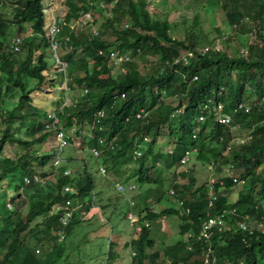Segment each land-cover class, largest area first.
<instances>
[{
    "label": "trees",
    "instance_id": "1",
    "mask_svg": "<svg viewBox=\"0 0 264 264\" xmlns=\"http://www.w3.org/2000/svg\"><path fill=\"white\" fill-rule=\"evenodd\" d=\"M4 1L0 0V7L6 5ZM208 1L217 2L234 30L247 35L244 53L238 49L228 53L216 45L199 51L197 35L187 32L182 38L172 36L170 21L166 17H154L147 8L148 0H64L67 20L93 8L99 9L103 16L96 25L93 15L91 24L96 28L95 34L88 23H80L77 28L61 24L65 30H61L55 39L59 57L67 62L63 69L55 61L53 48L49 46L47 28L51 20L46 15L49 11L43 0H11V17H6L0 8V181L10 178L14 186L10 194L13 208L11 202L0 200V264H68L71 254L66 248L70 239L78 230L83 232L86 226L95 224L101 231L91 228L84 231L80 242L77 238L73 241L78 257L72 264H88L87 258L94 260L90 264H114L116 259L117 251L110 238L114 218L110 212H104L109 201L102 197V187L96 185L87 165L82 164L74 173L62 171L43 183L39 180L45 174L40 170L45 171V165L56 154L60 156L59 162L72 160L70 156L62 155L68 140L60 148L57 144V148L51 147L45 153L32 149L33 144L43 143L51 133L56 137L58 129L46 127L48 112L52 111L60 118L61 130L67 132V128L76 125L75 132L82 136L84 150L99 148L98 155L92 154L97 158L101 156L106 165L101 164L106 170H110L113 161L111 154L107 157L104 146L110 152L128 150L134 154L135 142L139 143L137 148L141 154L133 156L138 162L134 172L136 180L126 182L127 185L120 182L125 190L118 189L122 198L124 195L129 202L126 213L134 206L131 192L138 184L149 181L159 188L162 185L158 183L160 176L154 175H158L161 168L155 165L157 155L153 146L164 131L163 126L166 125V134L174 142V161H179L183 152L190 149V161L197 156L202 161L212 159L215 163V173L220 174L213 184L214 195L209 194L206 183L194 186L195 178L188 175L187 182H171L174 189L180 186L186 189V192L182 191L183 205L174 200L157 209L155 203L163 196L159 193L157 200L136 210L141 222L133 224L135 230L128 243L133 251L130 264H165L158 256L159 249L169 264H264V230L255 229L254 225L248 232L237 226V221L246 214L264 224V175L256 171L263 161L264 151V0ZM28 25L33 29L31 35L25 32ZM14 27L21 34L20 48L16 51L9 45ZM8 28L10 31L6 36ZM121 40L126 42L122 50L124 55L136 54L139 50L155 53L158 59L154 70L146 74L132 71L128 68L133 64L130 56L119 63H110V53ZM187 51H191L187 60L173 61ZM112 64L127 68L113 74ZM52 70L56 76L52 75ZM55 77H58L56 82ZM46 86L50 92L54 87L58 90L52 100L55 105L52 109L32 104L31 92L45 91ZM71 87L86 91L77 102L64 103ZM121 93H124L123 97ZM251 95L256 96L255 101L249 100ZM170 97H176L177 102H168ZM209 99L222 100L225 104L223 112L232 113L233 123L241 121L240 124L249 129L243 143L225 150L231 131L229 126L215 120L212 109H203ZM246 101H250V105ZM239 102L248 109L243 107L233 112V106ZM161 104L164 108L156 109ZM140 108L149 113L137 119L134 114ZM199 115H203V119H199ZM66 138H69L67 134ZM8 142L21 148L17 157L3 155ZM225 164L242 167L237 176L243 182L233 201L229 200L226 190L236 182L233 176L221 174ZM188 169L181 175L185 176ZM35 175H40L39 179H35ZM105 176L107 183L117 186L113 172ZM66 184L72 185L74 191H65ZM40 185L47 190V202L41 203L38 209L27 210L23 216L20 210L30 196L27 187L34 186V190H39ZM174 189H171L172 193ZM144 195V199H148V191ZM68 197H86V200L73 209L72 215L63 223L60 219L63 210L52 211V208ZM223 208L235 209L226 214V220L230 222L228 227L212 226L210 239L204 242L203 237H198L203 221L208 214L215 215ZM162 215H169L171 223H178V240L163 242V238L153 233V226ZM35 217L39 219L31 226ZM33 228L37 247L25 236ZM92 232H96L95 238L86 240ZM208 242L212 249L210 258L215 261L204 262L201 247ZM85 247L89 251L83 261L80 254Z\"/></svg>",
    "mask_w": 264,
    "mask_h": 264
},
{
    "label": "rangeland",
    "instance_id": "2",
    "mask_svg": "<svg viewBox=\"0 0 264 264\" xmlns=\"http://www.w3.org/2000/svg\"><path fill=\"white\" fill-rule=\"evenodd\" d=\"M6 5L1 6V10L3 11L4 15L6 17H11V10L13 8V4L11 0H5L4 1ZM43 2L46 4L47 10L49 11L48 14H46L53 22V18L55 16L56 20H60V24H69L71 28H77L80 23H77L78 20H81V15L80 17L76 18H71L70 20H67L66 18V6L64 4V0H43ZM51 8V9H49ZM148 10L154 17H166L170 23H171V29H170V34L174 37H179L182 38L186 35L187 32H192L195 35H197L198 39L200 40L198 46V49L201 50L205 46H218L219 48H222L226 50L228 53H231L232 51L238 49L242 50L244 49V42L247 38V35L245 33L239 32L234 30V28L230 25L228 21V16L222 9L220 8V5L216 3H211L208 0H148ZM92 14L96 16V25L99 24L101 21V16L102 13L99 11L97 8H93ZM59 15V17H58ZM46 16V17H47ZM84 17V16H83ZM198 18V21L195 20V18ZM47 20V19H46ZM50 22V23H51ZM49 23V24H50ZM31 26H27L25 32L29 35L33 33V29ZM49 28V25H48ZM47 28V29H48ZM8 28L6 32V36L9 34ZM65 30V27H61L60 25V31L58 34H60L62 31ZM220 32V34H219ZM18 35H17V34ZM13 35L16 34V37L20 38L19 35L20 32L18 31L17 27H14L12 33ZM50 46V45H49ZM116 49L121 51L126 47V42L121 40L118 41L116 45ZM20 45L18 46L17 50H19ZM49 48V47H48ZM13 51H16L13 49ZM49 49H47V55L50 56ZM127 52H129L127 48ZM241 52H245L242 50ZM130 56V66L128 68L132 69L134 72H138L140 74H146L150 71L154 70L155 64L157 62V55L155 53H150V52H143L140 51L136 54H129ZM49 58V57H48ZM49 61H52L50 58ZM114 62V59H110V63ZM112 71L113 74L125 70L127 67L124 66H115L112 64ZM52 75L56 73L54 70H52ZM58 77L54 78V82H56ZM49 87V86H48ZM47 86L44 88L46 89L45 91H32L31 96H32V104L36 105L38 107H45L48 109L54 108L55 105H52V100H55L56 94L58 93L57 88L54 87V89L50 92L48 91ZM67 89V88H66ZM69 90V89H68ZM247 91H250V88L247 87ZM85 92L84 88L80 87H75V88H70L68 91V98L70 97V101H75L77 102ZM256 96L251 95V98L249 99L250 101H255ZM66 100V99H65ZM264 100V98L262 99ZM67 101V100H66ZM68 101L67 103H70ZM168 102H172L173 104L177 102L176 97H170L167 98ZM250 101H246L247 105H250ZM65 103V101H64ZM216 103L215 100H210L209 99V106L207 107L208 109H212L214 107L213 105ZM164 108V105H158L156 109L162 110ZM206 108V109H207ZM204 109V107H203ZM200 116V115H199ZM241 121L235 120L233 123H230L229 128L231 131V138L229 143L234 147L237 146L239 143H243L245 139L247 138L249 134V129L243 124H240ZM67 136L69 137L67 148L64 149L65 151L63 152V156L67 155L70 156L72 160L68 162H62V160L59 162V159L57 161V158H52L50 162H48L45 165V171L40 170L41 172L45 173L40 177L41 180H46L49 181L53 177H56L58 173H61L62 171L67 170L74 172H77L81 167L82 164H86L88 169L93 173L94 179L96 181L97 186L102 187V197L104 198L105 201H109V204L104 208V212L106 213H111L113 216V231L110 233V238L114 242L115 247L114 249L117 250L118 253L121 254V258H116L115 259V264H127L131 255V248L129 240L131 236L134 233V223H139V214L136 213L137 209H140V206H146L147 204L150 205L152 202L157 200V196L159 193H163V195H166V198L162 196L163 201L161 202L160 200L155 203V208H160L164 204L165 205H170V202L168 201L171 197L175 200L176 197H181L183 192H186V189H181V186L178 187L177 189H174L173 186L171 185L172 181H179V183L187 182L188 180V175H191L195 178V183L194 186H198L200 184H205L209 188L211 185V177L217 179L219 177L220 173H215V169L213 166L215 163H213L212 159H209L207 162L202 161L199 159L197 156H194L192 158V161L187 162H181V157L183 154H185V151L183 154L180 156L179 161L176 160L174 161L175 157L173 156V149H174V142H171V138L166 134L167 127L166 125L163 126V132L158 136V139L156 143L153 146V151L157 155V157L154 158L157 163L155 165L160 166L161 170L160 172L155 174L158 179V183L161 182V186L159 188V185H156L154 182V185L152 182L145 181L142 184H138L137 190H133V197L131 198L133 201V211L131 210L130 213L132 216L127 217V213L125 210L128 208V203L127 200L125 199V196L123 195V198L121 196V192H119L118 188L115 187L113 183H107L106 182V176L100 171L99 169V164L105 162L99 156L98 158L95 157L92 152L89 150H84L83 149V141H82V136L80 134H75L74 131H72V126L67 128ZM84 133V132H83ZM24 134H28L27 131H24ZM35 134H38L36 132ZM87 134V133H86ZM87 136V135H86ZM51 147L57 148V143H56V137L53 133L50 134V136L47 138L46 141L43 143H35L32 145V149L38 150L41 153L47 152ZM231 149V148H230ZM229 149V150H230ZM21 152V148L16 144V143H5L4 147V153L3 155L11 156V157H17L18 154ZM107 152V153H106ZM107 157L110 155L111 160L113 161V166L111 172L115 173V176L119 179L121 183H125L131 181L132 179L136 180L134 174L136 167L138 166V162L135 161L133 156H136V152L132 154V151H124L122 153H115V152H110L108 149L106 150ZM131 156V158L129 157ZM69 160V158L67 159ZM262 163L257 166L256 171L260 172L262 175H264V151H263V158H262ZM153 162V160H150ZM170 162V163H169ZM54 163V164H53ZM53 164V166H51ZM106 165V164H105ZM212 166V167H209ZM228 167V169H227ZM54 168H56L54 170ZM189 168V169H188ZM185 170L186 175L184 176L181 175V172ZM44 170V169H43ZM57 173H53L54 171ZM191 170V171H190ZM242 171V167L239 165H224L222 168L221 174L225 175H230V176H235L239 175V173ZM39 172V171H38ZM180 172V173H179ZM187 172H189L187 174ZM53 174V175H52ZM133 180V181H134ZM116 181V179L114 180ZM112 182V181H111ZM135 182V181H134ZM43 183V182H42ZM119 183V182H118ZM214 183V182H213ZM136 184V182H135ZM151 186L153 189L151 192ZM27 187V186H25ZM24 187V188H25ZM241 187V183H236L233 186H231L229 189L226 191L229 193V200L233 201L236 198L237 192ZM171 189H174L175 192L172 193ZM14 186H13V181L10 178H5L0 181V200L4 199L6 202H11V208H13V203L10 199V194L13 192ZM213 190V189H211ZM148 191V199H144V194ZM27 192H30V196L27 198L26 204L21 208L20 212L24 216L25 213H27V210L31 209H38L41 203H46L48 198H47V190L41 185L39 190H34V186L32 187H27ZM131 191H129L130 193ZM151 192V195H150ZM5 193V195H3ZM127 193V194H129ZM172 193V194H171ZM107 200L106 198H108ZM98 197V196H96ZM97 200V199H95ZM103 200V201H104ZM183 200V199H182ZM96 205L98 202H95ZM143 208V207H142ZM100 213V211H97ZM103 212V214H105ZM126 213V215L124 214ZM171 216L169 215H162L159 220L155 223L153 226V233L159 235V238H163V242L170 241V240H175L179 239L180 235L178 234V223L175 221L171 223ZM39 217H35L33 221L31 222V226L34 224L36 220H38ZM255 220H251L250 224L251 226L255 225ZM230 222L226 220L225 225H228ZM96 224L93 226H86V230L83 229V232L81 230H78L77 235H74L75 237H72L70 239L69 247L66 248V252H69L71 254L70 260L71 262L68 264H72L74 260L77 259L78 255L74 252V240H78L80 242L82 234L84 231H87L89 229H97ZM95 227V228H94ZM79 229V228H78ZM96 231H101V229H97ZM106 231V230H105ZM36 230L33 228L32 230H29L27 234H25L27 241L37 247L36 245ZM103 232V231H102ZM177 233V234H176ZM95 233H89L85 238L86 240H92L95 238ZM53 241V240H52ZM159 244L162 243L159 242ZM90 247L92 245H89ZM39 247V246H38ZM89 251L86 247L85 250L82 251L80 254L82 258L85 261L87 256L85 253ZM130 251V252H129ZM129 252V253H128ZM158 256L163 259V263L169 264L168 261H166V257L162 251V249H159ZM97 259V257L95 256ZM87 260L88 264L92 263L94 260L93 259H88ZM193 264V263H192Z\"/></svg>",
    "mask_w": 264,
    "mask_h": 264
},
{
    "label": "built area",
    "instance_id": "3",
    "mask_svg": "<svg viewBox=\"0 0 264 264\" xmlns=\"http://www.w3.org/2000/svg\"><path fill=\"white\" fill-rule=\"evenodd\" d=\"M49 9H51V8H49ZM82 15L84 17L81 16V20H78L77 23H88L89 25H91L92 32L94 34L97 33L96 28L91 24V22L93 21L92 11L91 10H87ZM58 17H59V15H58ZM52 21L53 22H51L49 24V28H48V33L50 34V47L53 48V55H54L55 61L60 64L61 68L65 69V66H66L67 62L64 61L63 59H61L59 57L57 51H56V49H57V41H56L55 38H56V36H58V33L60 31V25H61L60 24V20H59V18H58V20H56V18L54 16ZM30 29H31V27H30ZM20 40L21 39L16 37V35H12L10 37V42H9L10 47H12V49H14V50H17L18 46L20 45ZM208 48H209V46H205L201 50H199L198 48L197 49L199 51H206ZM110 55H111V58H113L114 62H116V63L121 62L123 59H128L129 58V56L127 54L124 55V53H122V50L119 51L117 49L111 51ZM189 55H191V51H187L185 54L174 58L173 61L177 62L180 59L187 60ZM194 78H196V76H194ZM85 91H86V89H85ZM120 96L123 97L124 93H121ZM66 100H65V103L70 101L71 98L70 97L68 98V96H67ZM208 106H209V101L207 103H204V105H203L204 109H206ZM213 106L214 107H212V108H213V114H214L215 120L218 121L219 123H223L224 125L229 126L230 123L233 120V117H232V113L231 112H223L224 111V107H225L224 102L222 100H217L216 103ZM243 107H244V109H248L247 105H244L242 102H239L235 106H233L232 111L235 112L239 108H243ZM61 108H62V105H61ZM148 113H149V111L147 109L140 108V109H138L135 112L134 117L137 118V119L144 118L146 115H148ZM99 114L102 115L103 112L99 111ZM48 116H49V118H48V122L46 124V127H48V128L53 127V128L58 129L57 132H56V137H57V140H58L57 144H58V146L60 148L61 146H63L64 144L67 143L66 133H65L64 130H61L59 128L60 118H59V116L57 115V113L55 111L48 112ZM203 117H204L203 115H200L199 119H203ZM71 126H72V131L75 132L76 125L73 124ZM75 134H76V132H75ZM99 140H100V142H102L101 138ZM135 143H136L135 144L136 146H135L134 152H136V155L139 156L141 154V150L137 148L139 146V143L138 142H135ZM231 146L232 145L228 142L227 145H226L225 150H229L231 148ZM111 147H112V145H111ZM91 150H92V153L94 155H98L99 154V148L92 147ZM190 159H191V150L190 149H186L185 150V154H183V156L181 157V162L189 163ZM209 167H212V166L209 165ZM99 169H100V171L103 174H105L107 176H109L111 174V172L109 170H106V168L103 165H99ZM227 169H228V167H227ZM64 172H68V171L65 170ZM35 179H39V177L37 175H35ZM39 180H40V182H44L43 180H41V178ZM210 180H211V185L209 186V194H213V190H211V189H213V184H214L213 182L215 180H214L213 177H211ZM233 180L236 183H242L243 182V179L239 178L237 175L233 176ZM117 187H118L119 190L124 192L125 187H124L123 184L117 183ZM64 190L71 193V192L74 191V188H73L72 185L66 184L64 186ZM85 200H86V197H80V198L79 197H75V198L74 197L73 198L72 197H68V198H66L64 200L63 203H59V204L54 205V207L52 208V211H56L58 209L63 210V213L60 216V219H61V221L63 223H66L67 220L69 219V217L72 215L73 209H75L76 207L80 206ZM178 202L180 204H183V200L182 199H179ZM131 203H133V201H131ZM7 205L10 206V203H7ZM234 210H235L234 208H232L231 210L223 208L219 213H217L215 215L208 214V217L202 223V227H201V230L199 232L198 237H203V241L207 242L210 239V236H211V227L212 226H217L219 228L228 227V225H225L226 214L229 213V212L233 213ZM128 216L130 218V216H132V214L130 212H128L127 217ZM251 220H252V218L248 214L244 215L243 218H241L240 220L237 221L238 228H240L241 230H248V232H251L253 230V226H251V224H250ZM254 223H255V226H256L255 229L264 230L263 222L255 221ZM59 232H60V236H62V231L60 230ZM210 245H211L210 242H208V245L203 243V245L201 247L202 248V255H203L204 262H209L210 260L215 261V258H210V253L212 251Z\"/></svg>",
    "mask_w": 264,
    "mask_h": 264
},
{
    "label": "crops",
    "instance_id": "4",
    "mask_svg": "<svg viewBox=\"0 0 264 264\" xmlns=\"http://www.w3.org/2000/svg\"><path fill=\"white\" fill-rule=\"evenodd\" d=\"M106 152V151H105ZM107 153V152H106ZM106 160H108V159H106ZM113 166V165H112ZM110 168V171L113 169L112 167H109ZM56 169V168H55ZM113 174L115 175V173L113 172ZM53 175V174H52ZM111 175V174H110ZM114 179V178H113ZM115 179H116V182H119L120 183V181H119V179L115 176ZM114 179V180H115ZM43 181H45V180H43ZM152 187L153 186H151V189H152ZM154 189V188H153ZM152 189V190H153ZM137 190V189H136ZM131 194L133 195V192H131ZM131 195V196H132ZM163 197H165L166 198V195H163ZM129 198H130V196H129ZM161 202L163 201V199L161 198V200H160ZM169 202H171V201H174V199L171 197L169 200H168ZM127 203H128V208H129V202L127 201ZM128 208H127V210H128ZM132 210V209H131ZM131 248V247H130ZM117 251V250H116ZM130 252V251H129ZM128 252V253H129ZM132 253H133V251L131 250V255H132ZM131 255H130V258H129V261H127L128 263L127 264H130V261H131ZM116 258H121V254L120 253H118L117 252V256H116ZM114 264H115V261H114Z\"/></svg>",
    "mask_w": 264,
    "mask_h": 264
},
{
    "label": "clouds",
    "instance_id": "5",
    "mask_svg": "<svg viewBox=\"0 0 264 264\" xmlns=\"http://www.w3.org/2000/svg\"><path fill=\"white\" fill-rule=\"evenodd\" d=\"M104 148H105V146H104ZM105 149L107 150V148H105ZM91 151H92V150H91ZM59 157H60L59 154H56V156H54V158H57V161H58ZM99 165H103V164L100 163ZM103 166H104V165H103ZM104 167H105V166H104ZM109 171H110V170H109ZM41 183H42V182H41ZM179 199H183V200H184V198H181V197H178V196H177L175 200H177L176 202H177L178 204H180V203L178 202ZM183 203H184V202H183ZM182 205H183V204H182ZM127 214H128V213H127Z\"/></svg>",
    "mask_w": 264,
    "mask_h": 264
}]
</instances>
